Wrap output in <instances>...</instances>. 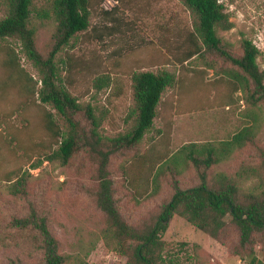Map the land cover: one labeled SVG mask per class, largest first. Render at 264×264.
Listing matches in <instances>:
<instances>
[{
    "label": "rangeland",
    "instance_id": "374dc122",
    "mask_svg": "<svg viewBox=\"0 0 264 264\" xmlns=\"http://www.w3.org/2000/svg\"><path fill=\"white\" fill-rule=\"evenodd\" d=\"M44 1L31 0L30 6L35 48L41 55L49 50L54 33L50 19L36 18ZM217 1L232 24L220 33L230 52L238 54L239 41L250 40L264 71V0ZM87 2L88 27L76 33L55 60L70 95L102 117V136L124 134L133 125V116H128L134 108L133 73L166 70L175 77L139 145L109 157L108 178L121 218L136 232L145 231L173 186H195L201 173L207 183L230 180L243 194L257 193V175L263 173L264 164V102L251 104L244 90H233L229 75L236 69L224 59L204 52L183 61L192 51L188 33L193 20L184 5L178 0ZM4 16L0 0V20ZM7 47L16 54L17 66L8 64ZM105 77L108 85L96 90L95 79ZM39 86L38 75L19 52L17 41H0V264L39 263L34 235L10 227L13 218L30 211L45 217L58 253L69 262L124 264L125 257L104 233L106 223L94 196L96 165L89 153L78 151L64 167L46 158L56 151L59 139L46 130L45 115L52 114L61 130L68 128L49 105L38 101ZM78 119L84 124L81 116ZM245 127L250 136L219 163L205 169L187 158L188 152L204 157L197 153L202 147H217ZM245 167H253L257 174L239 176ZM156 169L158 176L150 185ZM16 182L18 190L12 194ZM224 221L218 238L212 239L173 214L161 235L163 248L156 264H246L235 255L237 229L228 217ZM253 239L254 254L264 261V230L254 233Z\"/></svg>",
    "mask_w": 264,
    "mask_h": 264
},
{
    "label": "trees",
    "instance_id": "16d2710c",
    "mask_svg": "<svg viewBox=\"0 0 264 264\" xmlns=\"http://www.w3.org/2000/svg\"><path fill=\"white\" fill-rule=\"evenodd\" d=\"M191 13L193 20L188 33L192 51L187 52L183 61L207 53L222 58L236 69L230 78L233 90L241 89L247 93L250 103L264 102V71L257 64L258 50L248 39L239 41V53H232L221 38L220 33L231 29L228 14L217 0H178ZM5 16L0 20V41L8 38L17 41L19 52L30 62L38 75L40 86L36 89L38 101L49 105L66 123L68 130H61L52 114L45 115L46 130L58 138V147L48 160H55L64 167L71 157L81 150H86L95 162V203L103 214L106 223L104 233L112 241L115 251L125 257L124 264H156L160 260L163 248L161 235L164 233L169 218L175 214L183 218L194 229L217 239L225 225V218L238 231L235 255L246 264H264L253 251V234L264 230V164L263 173L258 176L257 193L243 194L230 180L207 183L205 173L199 175V183L181 189L173 186L168 201L164 203L154 223L143 232H136L120 216L112 196L111 181L108 178L109 157L114 154L135 149L144 135L151 129L156 106L166 89L175 83L174 74L166 70L156 73L137 72L131 75V99L134 108L128 116H133L132 127L124 134L112 138L99 133L102 117H96L93 110L84 107L70 95L60 78L55 57L76 33L88 27L87 0H45L36 13L38 20L50 19L54 23V33L49 50L41 55L35 48V29L31 23V0H3ZM9 65L17 66V57L10 47L6 48ZM26 79L31 78L25 75ZM108 78H97L93 82L96 90L108 85ZM36 85V82H33ZM81 116L83 123L78 119ZM251 131L245 127L229 140L217 147L203 145L197 153L204 157H194L188 152L189 160L205 169L219 163L229 156L232 149L239 148L247 140ZM189 144L188 147H194ZM181 150V149H180ZM184 153L185 151H179ZM185 157V156H184ZM176 159V154L172 157ZM241 175L246 179L255 176L253 167L242 168ZM253 172V173H252ZM255 172V173H254ZM156 169L151 179L153 185L158 176ZM16 182L11 186V193H17ZM10 227L21 234L30 233L35 237L36 250L41 258L38 264H85L68 261V257L58 253V244L49 233L46 220L30 211L26 216L13 218ZM19 264V263H13Z\"/></svg>",
    "mask_w": 264,
    "mask_h": 264
}]
</instances>
